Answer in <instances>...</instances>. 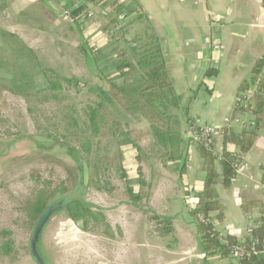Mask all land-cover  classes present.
Instances as JSON below:
<instances>
[{"label":"crops","instance_id":"1","mask_svg":"<svg viewBox=\"0 0 264 264\" xmlns=\"http://www.w3.org/2000/svg\"><path fill=\"white\" fill-rule=\"evenodd\" d=\"M38 2L12 3L6 18L19 20ZM46 3L49 12H45L44 22H34L40 16L31 15L33 21L24 19L22 25L50 34L55 24H51L49 14L55 21L69 23L73 30L61 40L73 41L71 45L83 56L95 46L107 47L114 40L113 33L122 32L118 40L126 52L124 61L137 69L129 73L127 67L120 71L115 68L106 74V92L120 108L109 128L119 160L109 167L119 170L118 178L127 188L117 190L121 185L110 183L114 189L106 192V213L118 217V208H123L126 214L120 233L112 236L109 229L112 240L108 241L106 256L113 260L112 264H222L218 257H196L202 253L190 212L198 203L205 175L198 147L189 141L188 126L196 122L214 127L218 131L215 147L239 154L237 142L244 128L227 125L226 121L234 117L254 119L244 112L233 116V104L240 86L252 77L255 61L264 56L262 0H118L124 9L121 15L116 17L109 10L107 13L91 6L83 29L77 26L80 19L73 22L69 18L65 5L56 0ZM108 15L117 20V26L106 31L100 23H106ZM132 46L136 48L134 53ZM143 56L164 63L173 91L180 97L178 108L169 106L174 99L170 100L168 93L160 97L151 93L150 101L145 93L129 97L130 90L138 84L144 86L142 89L147 87L145 70L137 67ZM90 62L96 65L93 60ZM209 71L211 74L206 76ZM98 73L101 77L102 72ZM262 159L264 123L252 148L239 155L235 178L227 189L222 186L221 166L216 162L219 177L214 190L224 219L221 223L213 220V225L221 236L240 241L249 224L255 226V221H264V193L258 188L262 180L258 163ZM127 190L139 191L141 200L134 202ZM243 201L256 205L243 209ZM151 214L171 219L173 236L154 234V223L148 219ZM229 262L235 263L230 258Z\"/></svg>","mask_w":264,"mask_h":264},{"label":"rangeland","instance_id":"2","mask_svg":"<svg viewBox=\"0 0 264 264\" xmlns=\"http://www.w3.org/2000/svg\"><path fill=\"white\" fill-rule=\"evenodd\" d=\"M17 1L20 0H0V31L13 35L5 39L0 34V85L13 88L12 77L17 69L13 62L17 54L13 50L24 46L33 54L29 58L27 51L22 52V56L28 57L25 70L34 80V87H31L34 91H27L29 95L25 97L14 96L0 86V264H34L28 242L35 222L30 220L26 208L40 189L45 190L48 205H51L70 195L80 182L78 163L69 157L67 147L79 151L85 158L87 155L89 184L82 198L92 206L97 220L89 222L88 231L81 230L80 235L69 228L72 221L64 212L53 216L41 238L46 264H112L113 260L106 256L108 241L112 240L109 229L112 236L120 233L126 214L123 208H118V217L106 213V192L114 189L110 183L120 184L117 190L127 188L123 179L118 178L119 170L109 167L117 165L119 160L109 133L115 123L111 121L120 111L119 104L113 98L116 106H108L100 91L106 92V74L120 65L114 57L121 51V42L117 40L120 35L116 31L110 45L95 46L89 50L90 54L83 56L76 46H72L73 41L71 45V42L61 40L73 30L69 23L65 25L60 19L55 21L49 14L51 24H55L50 34L38 33L22 25L24 19L33 21L31 15L40 16L34 22H44L45 12H49L46 3L49 0H39V4L27 9L19 20L7 19L8 6ZM56 1L59 5L79 3L78 0ZM117 1L101 0L100 3L107 5L106 12L116 14ZM93 7L101 9L97 5ZM78 19L77 26L83 29L88 16L82 15ZM110 20L109 15L106 16V23H100V27L106 31L113 28L111 25L106 29ZM98 50L101 53H97ZM92 60L96 65L90 64ZM98 70L103 77L99 76ZM40 79L58 88L38 92V87L45 84ZM71 79L79 80V85L66 81ZM143 87L138 84L135 92H129V97L135 96ZM144 93L150 101L151 92ZM172 97L169 106L178 108L180 97L174 91ZM86 149L88 151L82 153ZM218 260L222 264L229 263V258Z\"/></svg>","mask_w":264,"mask_h":264},{"label":"trees","instance_id":"3","mask_svg":"<svg viewBox=\"0 0 264 264\" xmlns=\"http://www.w3.org/2000/svg\"><path fill=\"white\" fill-rule=\"evenodd\" d=\"M78 1L79 3L76 8H74L73 5L65 4L67 10L66 12L68 13L69 18L73 22H76L78 18H80L84 13H86L90 9V6L97 5L100 6L102 10L106 11L105 6L107 5H101L102 4L100 3L101 0H78ZM262 5L264 8V0H262ZM115 10L117 12L116 17L124 12V9L120 7L119 4L116 6ZM111 25H113V27H115V25L117 26V20L116 19L110 20L106 25V29H109ZM121 33L122 32H118V36ZM0 34L2 38L5 39L7 37L9 38L13 37V35L3 31H0ZM18 49L19 50L16 49L13 50V53L15 52V54H17V56L13 59L14 66L15 68H17L14 76L12 77V83H14L13 88L7 87L2 84L0 86H2V88H4L6 91H8L14 96L25 97V95H29L27 94V91L29 92L31 90L34 91V89L31 88L34 87V80L32 76L28 73V70L27 71L25 70L29 61L27 59L28 62L25 63V59L28 57L22 56V52L24 50L27 51L29 54L28 55L29 58L32 57L33 54L28 48L24 46H21ZM135 51H136L135 47L133 49L131 48L132 53H134ZM125 54H126L125 50L119 51L117 58L118 59L120 58L122 63L121 61H119L121 64L116 66V70L120 71L121 69L127 67L129 73L136 72L137 69L131 63H126L124 61ZM137 67L142 71L145 70V73L143 74V79L147 84V87L145 89L143 90L140 89L138 91L140 95H142L144 92L147 91L154 93L158 97H160L161 95L162 96L165 95L166 92L170 94V96L172 97L173 86L170 77L166 71L164 63L162 62L155 63L153 62L151 57L148 58L147 56H143L138 61ZM7 69L8 68H6L5 70ZM9 69L11 68L9 67ZM2 70H4V68H2ZM210 72L211 71H209L206 74V76H209L211 74ZM257 76H259L260 78V83L257 88L258 93L257 95H255L252 103L249 106V109L251 110V114L254 117V127L249 131L244 130L241 132L237 142L239 154L234 155L233 153L229 152L225 147H223L220 153L219 160H217L212 150L204 148L202 145H197L199 151V157L201 161V168L205 175V179L202 190L199 194L198 203L194 207V209L191 210L190 214L196 226V234L198 235L200 252L204 254L206 258L218 257L221 260L228 259L230 250L233 247L240 244L247 245L248 243L245 237H244L245 239L244 238L242 239L244 240V242L242 240L239 241L232 236H225V237L221 236V234L214 229L213 220L218 223H221L224 219L223 210L218 202L214 190V186L219 177L218 174L216 173L215 164L217 162L221 166L220 178L222 181V186L226 189L229 188L230 185L232 184V181L235 178V172L239 166V162H238L239 155L247 153L252 148L255 140L260 134V131L262 129V124L264 123V56L258 58L255 61L252 69V77L250 78L249 81L243 83L239 89L245 90L248 87L249 83H252L256 80ZM39 81H42L45 84L44 87H38L37 89L38 92H42V90L51 91L53 89L58 88V86L54 84L51 86L50 82H48L47 80L40 79ZM66 81H71V83H74L76 86L79 85V80L77 79H71ZM117 90L120 91L121 93H125V90H121L119 88H117ZM136 90L137 89L135 88L130 90V92H135ZM172 99L175 98L172 97ZM241 112H245V111L234 109L233 116L236 113H241ZM91 121H93V119ZM92 126H93L94 134L97 133V130L95 129L96 127H94V122L92 123ZM85 143L89 144V141H85ZM66 151L69 157L73 158L74 161L78 163L77 160L78 154L75 151L71 150L70 148H67ZM87 151L88 150L86 149L82 151V153H85ZM85 160L86 162H88L87 155ZM77 165H78V170L80 172L79 163ZM137 173L139 175L140 171L138 170ZM141 183L142 181L139 180L138 184L140 185ZM84 190L85 189L78 190L75 197L69 200L64 208L54 212L53 215L49 218V220L53 216L60 214L61 212H64L72 222L77 224V227L80 230L84 232L88 231V223L91 221L92 222L96 221L97 216L95 213H93L92 206L83 200L82 195L84 193ZM127 193L129 194L130 199H132L134 202L138 203L141 200L139 191L134 192L132 190H127ZM51 205H48V196L46 195L45 190L40 189L37 191L36 195L34 196V199L28 203V206L26 208L27 215L29 216L30 220L32 222H35L36 224L37 221L40 219V217L45 213V211ZM249 205H256V202L243 201L241 204L243 209H245ZM148 219L154 223V227L152 230L154 234L160 237L173 236L174 229L171 219L166 217H160L155 214L149 215ZM200 219H202L203 221H201ZM254 224L255 226H253L252 236L255 239H257L259 243L257 247L258 251H263L264 221L263 222L255 221ZM43 229L41 230L39 235L37 251L40 257L42 258L43 262L46 264V260L41 249V238H42ZM228 264H234V263L229 262ZM237 264H264V253L258 254L257 256H251L248 259L237 262Z\"/></svg>","mask_w":264,"mask_h":264},{"label":"built area","instance_id":"4","mask_svg":"<svg viewBox=\"0 0 264 264\" xmlns=\"http://www.w3.org/2000/svg\"><path fill=\"white\" fill-rule=\"evenodd\" d=\"M73 7L76 8L77 4H73ZM85 17L90 16L91 13L87 11L83 14ZM260 83L259 76L256 77V80L252 83L248 84V87L245 90L239 89L236 93L233 107L235 110H242L245 111L247 115L253 116L251 114V110L249 109L250 104L253 101V98L255 95H257L258 91V85ZM227 125L231 124H237L244 128V130L249 131L254 127V119H251L250 121H243L238 117H235L231 120L226 121ZM218 133L217 129H215L212 126L208 125H198L196 122L189 123L188 126V138L189 141L194 145H202L204 148H207L209 150L213 151V154L216 156V159L219 160L221 151L218 150L214 145V138L216 134ZM258 168L262 173V180L258 183V188L262 193H264V159H262L258 163ZM203 221L202 219H200ZM69 228H71L73 231H76L77 233H80L82 235V232L79 228L75 226L72 222L69 223ZM252 230L253 225L249 224L247 226L246 232H245V238L247 239V245L240 244L235 247H233L230 250L229 258L233 260L235 263L248 259L251 256H257L258 254L264 253L263 251H258V241L252 236ZM244 238V239H245ZM244 242V240H242ZM241 242V243H243ZM249 244V245H248ZM198 258L202 259L204 258V254H197Z\"/></svg>","mask_w":264,"mask_h":264},{"label":"water","instance_id":"5","mask_svg":"<svg viewBox=\"0 0 264 264\" xmlns=\"http://www.w3.org/2000/svg\"><path fill=\"white\" fill-rule=\"evenodd\" d=\"M31 1H37V0H31ZM100 95L106 99V103L109 106L111 107L116 106L114 99L107 92L100 91ZM67 148H70V147H67ZM70 149L75 151L78 154L77 160L80 165V182L73 188L70 195L62 198L55 204L48 207L45 213L40 217V219L34 225L31 231L30 237H29V242H28L29 253H30L31 259L34 262V264H45L37 251V244L39 241L40 232L45 226V224L48 222L49 218L53 215L54 212L64 208L67 205L68 201L75 197L78 190L86 189L89 184L88 164L84 156L79 151L74 150L72 148Z\"/></svg>","mask_w":264,"mask_h":264},{"label":"bare ground","instance_id":"6","mask_svg":"<svg viewBox=\"0 0 264 264\" xmlns=\"http://www.w3.org/2000/svg\"><path fill=\"white\" fill-rule=\"evenodd\" d=\"M70 231H71V229H70ZM71 234L74 235L72 232H71ZM74 236H75V235H74ZM74 236H73V238H74ZM73 240H74V239H73Z\"/></svg>","mask_w":264,"mask_h":264},{"label":"flooded vegetation","instance_id":"7","mask_svg":"<svg viewBox=\"0 0 264 264\" xmlns=\"http://www.w3.org/2000/svg\"><path fill=\"white\" fill-rule=\"evenodd\" d=\"M48 222H49V221H48ZM48 222H47V223H48ZM46 225H47V224H45V226H46ZM45 226H44V227H45ZM44 227H43V228H44Z\"/></svg>","mask_w":264,"mask_h":264}]
</instances>
